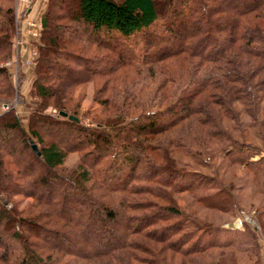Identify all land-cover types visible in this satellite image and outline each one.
Returning <instances> with one entry per match:
<instances>
[{
  "label": "trees",
  "instance_id": "1",
  "mask_svg": "<svg viewBox=\"0 0 264 264\" xmlns=\"http://www.w3.org/2000/svg\"><path fill=\"white\" fill-rule=\"evenodd\" d=\"M14 1L0 0V62L11 52ZM58 2L47 0L40 16L31 92L41 103L27 130L13 109L0 114V264H226V250L247 257L250 242L254 253L244 222L242 231L208 222L210 212L236 208L232 182L197 168L221 155L264 187V156L222 122L239 125L235 105L250 117L259 109L264 131V0ZM62 3L74 9L57 57L82 66L69 79L49 58L57 40L45 37L50 9ZM52 69L62 74L52 79ZM50 79L62 82L55 96ZM85 82L99 86L102 118L91 127L80 125L65 92ZM12 93L0 67V104L9 106ZM47 98L76 121L43 114ZM57 126L74 132L73 144L42 141L39 130L52 137ZM11 132L19 150L1 147ZM68 153L79 156L65 172ZM261 206L254 214L264 243Z\"/></svg>",
  "mask_w": 264,
  "mask_h": 264
},
{
  "label": "rangeland",
  "instance_id": "2",
  "mask_svg": "<svg viewBox=\"0 0 264 264\" xmlns=\"http://www.w3.org/2000/svg\"><path fill=\"white\" fill-rule=\"evenodd\" d=\"M14 2H15L14 7L12 9L13 24H14L16 13H18L22 7V4H20L19 0H15ZM55 2L59 3L58 0H55ZM71 6L72 5L70 3H68L66 6L63 5L62 3L60 6H58V8L60 7L58 10L56 6H53V8L50 9L49 19H48L47 28H46L47 34L45 35L46 38L54 37L55 40H57L56 45H58L59 47L57 48L56 53H54V55L52 54L51 56H49V58L53 65H58L57 67L67 68V69H64L65 73L62 76H65L68 79L71 76L75 78V76L82 75V73H76L72 71L75 68H78V69L82 68V66L80 67L79 65H70L71 64L70 59L68 61H64L63 59H60L57 57L58 55L62 54L63 51H67V48L61 49V47H62V43L66 40V36H67V32L65 30L68 27H71L70 21L68 19V16H70L68 12L72 13L74 9V6L72 7ZM17 10L19 11L16 12ZM40 31H39V35L37 39L38 42L40 38ZM12 41H13V38H11V43H13ZM30 41H34V40H31L28 37L27 43L31 45ZM36 43L37 41H34V46L36 45ZM118 48L120 47L118 46ZM12 49L13 48L11 46L10 56L7 59L0 62V67H3L2 65H4L5 62L11 59L13 60V57L15 56V52ZM98 52L100 53L101 51H98ZM104 52L105 51H102V54ZM24 54H25L23 58L24 60L35 62L36 57L33 59L32 58L33 56L30 54V52H29V55H28V52H25ZM5 70L9 74L10 83L13 87V93H15L14 97L12 93V99L9 103V106H6V109L7 110L13 109V111L16 113V116L18 117L20 121L21 126L25 130H27L29 114L35 109L37 102L38 104L41 103V100L33 96L31 92L33 80L35 78L34 77L35 76L34 75V65L31 67L26 66V68L24 69L23 68L18 69L15 79L13 78L14 75L11 74L12 67L10 65L5 67ZM59 70L57 69V71H55L52 69L51 71L48 72L47 76L51 75L53 79V76L62 74L60 73ZM19 73H20V76H19ZM145 79L146 81H148L146 77ZM45 83H46L45 84L46 87H48L52 95L55 96L58 90L56 85L62 82L60 80L52 81L50 79ZM64 84L66 85H63V86L69 85L67 83H64ZM98 87L99 86L94 87V85H92L91 83L85 82L79 85H74L71 88L68 86L69 92L65 91L67 100L69 99L68 107L74 108V106H77L76 110H77V115L79 116L78 120L81 126L91 127L93 126L91 124L92 122L91 119L98 121L99 119L102 118L101 108L98 107L97 104L93 102L94 92H95V89H97ZM42 101L45 105V107L43 108L44 110H42L43 114L48 115L49 117L54 118V119L60 117L57 114L56 109L52 105V99L47 98L45 100L42 99ZM4 107L5 106L0 104V110L3 112L6 111L3 109ZM235 109L238 114L239 125L236 126L231 121L224 118L222 121L223 126L238 141H242V142L244 141V142L256 145L258 147V151L260 152V156H264V149H262V146H263L262 143H264V131H260L257 126V122L259 121V113H258L259 109H257L254 116L252 117L248 116L243 111L241 106L239 105H235ZM49 129L52 130L53 132L52 137L47 136L46 133H44L46 130H44L43 128L39 130L40 137L43 142H47V141L59 142V140H63L62 145L64 144L65 146H69L73 144L72 141H70V138L71 137L75 138L74 132L64 131L63 128H59V127L52 128V129L50 127ZM3 138L4 139L1 142V147H3L5 150H8L10 146H14L16 149L19 150L18 148L19 145H18L15 134L11 132L10 134H7V136L5 135ZM78 156L79 155L77 153H68L65 157V160H64V163L61 169L65 172H68L67 170H70L77 164ZM176 157L178 158L180 165H185V163L189 162V161H186L185 158H181L180 155L178 154H176ZM255 158H252V159H255ZM4 161H7V159L4 158ZM179 167L180 169L182 168L181 166ZM197 169L198 171H201L202 173H205L206 175H210L212 174V171H215L217 172L218 176H220L223 182L225 183L232 182V186L234 188L233 194H234V197H236L237 204H236V208L234 209V211L232 209L226 215L210 212L211 214H209V216H211V218L208 222L213 221L214 224H219L222 222L221 227L228 228L231 230L234 229L236 231L237 230L242 231L243 228L242 227L238 228L236 225V221L240 220L242 223L244 222L249 227L250 232L253 231L252 233L257 243V247L256 249H254V253H257V254H254L253 251L251 250L252 244L250 242L246 244V247L247 248L249 247V251H248L249 256H247L248 258L245 257V255H243V257L241 258V256H239L238 254H235L234 252L241 250L238 248V250L234 251L233 253L232 252L230 253L228 252V250H226L225 253H223L224 262L226 264H231L229 262V259H233L236 262L235 264H251L253 261H255V258H258L260 261L259 264H263L264 262V258H263L264 243L260 235L259 227L255 222L254 211L261 210L262 208L261 205L264 202L263 201L264 199L262 196L264 192V187H260L258 184L254 183L249 172L243 170L240 166H235V165L230 166L228 163H226V161L221 160V155H213L208 161V164H206L203 169L202 168H197ZM72 196L73 194L70 195V198H72ZM176 199L180 207L182 206V207L187 208L186 204L185 203L183 204L184 201L181 198L177 197ZM25 203H27L26 200L25 202L21 203L18 206V208L21 209L24 206L23 204ZM187 211L190 212L191 210L187 208ZM136 213H140V212H136ZM198 213H199L198 216H201L202 212L201 213L198 212ZM251 229L253 230L251 231Z\"/></svg>",
  "mask_w": 264,
  "mask_h": 264
},
{
  "label": "built area",
  "instance_id": "3",
  "mask_svg": "<svg viewBox=\"0 0 264 264\" xmlns=\"http://www.w3.org/2000/svg\"><path fill=\"white\" fill-rule=\"evenodd\" d=\"M19 2L20 4H22L23 10L29 8L30 3L28 0H19ZM23 17H24V14L22 15V12H21V15L19 17L15 16V20H14V28H13L14 30H13V35H12V38H13V41H12L13 49L12 50H14L15 56L13 57V60L11 59L5 62L4 65H2L4 68L9 65L12 67L11 74L14 75L13 76L14 79L16 78L18 69L24 68L26 66L31 67L34 65V62H30V61L23 59L25 55L24 50L27 44L29 46V52L33 56L32 58L34 59L36 57V48L34 46V41H38L37 39H38L39 31L41 29L40 23H35ZM24 37L26 38L29 37L31 40H34V41H30L31 42V45H30L24 42ZM3 109L6 110V107H4ZM236 225L238 228H241L242 222L240 220H237Z\"/></svg>",
  "mask_w": 264,
  "mask_h": 264
},
{
  "label": "crops",
  "instance_id": "4",
  "mask_svg": "<svg viewBox=\"0 0 264 264\" xmlns=\"http://www.w3.org/2000/svg\"><path fill=\"white\" fill-rule=\"evenodd\" d=\"M28 1L30 2V6H29L28 10L25 12L23 18L30 20V21H33L35 23H39L40 22V16L43 13V11L45 10L47 0H28ZM18 11L19 10H17L16 12H18ZM22 11H23V8L21 7L20 11L18 13H16V17L20 16ZM24 42L27 43L26 37H24ZM24 51L29 53V46L27 44L25 46ZM24 68H26V67H24ZM2 112L3 111L0 110V114ZM263 258H264V255H263ZM263 264H264V262H263Z\"/></svg>",
  "mask_w": 264,
  "mask_h": 264
},
{
  "label": "water",
  "instance_id": "5",
  "mask_svg": "<svg viewBox=\"0 0 264 264\" xmlns=\"http://www.w3.org/2000/svg\"><path fill=\"white\" fill-rule=\"evenodd\" d=\"M58 115L62 118H66L67 120H71V121H76V118L67 115L66 113L63 112H59ZM32 150L35 152L36 151V147L32 146Z\"/></svg>",
  "mask_w": 264,
  "mask_h": 264
}]
</instances>
